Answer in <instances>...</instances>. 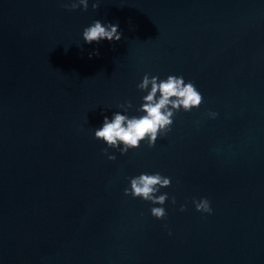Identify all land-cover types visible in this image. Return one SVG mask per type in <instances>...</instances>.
<instances>
[{
    "label": "water",
    "instance_id": "95a60500",
    "mask_svg": "<svg viewBox=\"0 0 264 264\" xmlns=\"http://www.w3.org/2000/svg\"><path fill=\"white\" fill-rule=\"evenodd\" d=\"M67 2L0 0V264H264V0ZM96 19L121 39L84 43ZM145 73L203 103L108 160L94 130L143 115ZM154 172L163 205L124 195Z\"/></svg>",
    "mask_w": 264,
    "mask_h": 264
},
{
    "label": "clouds",
    "instance_id": "9594fccd",
    "mask_svg": "<svg viewBox=\"0 0 264 264\" xmlns=\"http://www.w3.org/2000/svg\"><path fill=\"white\" fill-rule=\"evenodd\" d=\"M63 6L68 10H75L79 7L86 11L88 0H68ZM97 7L98 0L92 4L94 10ZM121 37L122 32L117 24H105L98 19L93 20L82 30V38L86 44L99 43L102 40L119 41ZM92 55H99V51L94 49L89 53L90 58ZM136 87L147 92L142 97L143 102L137 109L143 115L129 117L117 111L112 114L111 119L104 116L102 126L94 130V137L102 139L107 145L101 151L108 160L116 159L115 155L108 153L109 148L117 149L121 155H124L129 149L138 148L140 142L144 140L148 147H153L158 136H163L171 130L172 117L176 112L181 109L189 112L192 108L199 107L203 103V97L195 85L191 81L185 82L182 76L168 75L166 79H158L157 76L150 77L145 73ZM157 93H159L158 96ZM117 107L123 108L127 112L132 104L130 101H125ZM208 115L215 117L217 114L209 112ZM128 180L129 187L123 189L124 195L139 197L157 205H163L168 200L167 193L159 195L156 193L160 188L171 185L170 177L154 172L151 174L140 173L137 176L129 177ZM171 203H176L174 197L171 199ZM192 203L196 211L212 213L207 198L202 197L199 201L193 198ZM185 208V205H180V211H185ZM150 214L156 219H163L167 215L163 207H151Z\"/></svg>",
    "mask_w": 264,
    "mask_h": 264
}]
</instances>
